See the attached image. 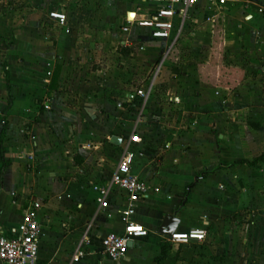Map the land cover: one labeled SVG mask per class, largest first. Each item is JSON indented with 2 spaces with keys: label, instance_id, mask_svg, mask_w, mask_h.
<instances>
[{
  "label": "crops",
  "instance_id": "0c3cea01",
  "mask_svg": "<svg viewBox=\"0 0 264 264\" xmlns=\"http://www.w3.org/2000/svg\"><path fill=\"white\" fill-rule=\"evenodd\" d=\"M97 2L58 1L51 13L64 15L65 23L43 16L40 27L55 32L43 41L33 15L23 30L14 21L13 44L2 51L8 66L0 72V235H16L23 215L38 203L39 264H264V159L254 163L264 153V94L249 88L234 96L228 85L201 81L192 86L182 68L164 83L162 104L151 99L158 77L143 81L138 65L129 68L140 54L168 45L164 65L191 23L212 42L219 24L224 46L240 54L249 47L261 65L264 0H225L216 9L200 4L183 24L174 20L167 41L152 40L148 29L133 25L123 32L126 20L147 18L156 5ZM112 25L123 38L113 58L122 62L114 65L103 62L97 44L103 37L94 35ZM87 60L95 62L91 69L82 63ZM56 67L58 85L49 91ZM256 68L264 91V68ZM149 83L147 102L128 104L125 95ZM157 107L166 116L153 115ZM113 136L122 139L120 146L110 142ZM127 145L135 153L132 175L148 187L129 221L147 235L113 263L101 240L124 232L129 200L111 188L100 206L92 187L108 183ZM166 215L178 220L175 231L202 229L205 240L170 243L159 232ZM80 244L84 257L75 260Z\"/></svg>",
  "mask_w": 264,
  "mask_h": 264
},
{
  "label": "rangeland",
  "instance_id": "374dc122",
  "mask_svg": "<svg viewBox=\"0 0 264 264\" xmlns=\"http://www.w3.org/2000/svg\"><path fill=\"white\" fill-rule=\"evenodd\" d=\"M58 1L60 0H0L1 74L6 71L8 66V60L6 57L4 58L5 54H2V51L5 53L6 49L13 44L14 21L17 22L16 26H18V24L21 26L17 30H20L21 28L23 30V27L26 24L25 18H30V15H33L32 21L34 25L38 26L36 29V35L40 37L41 41H43L42 37L46 38V33L50 32L54 36L55 32L53 31V27L50 29L47 27L41 28V18L47 15L50 17L49 15L52 12L51 9L54 5H57ZM97 1V4H100L101 0ZM259 12L261 13V11ZM112 26L113 27L109 28L108 31H105L103 28H97L95 31L96 33L94 34L97 37H103V40H100V42L97 43L98 50L100 51L97 49L95 50L93 45L95 51L101 52V54L104 55L105 58H103V62L108 61L107 59L113 62V58L119 50V43L123 39L120 34H117L115 26ZM98 27H100V25H98ZM196 27L197 25L192 23L187 25L182 34V39L180 38V43L175 47L176 52L173 53L171 52L172 50H170L168 54V61L164 65H160V60L162 58V54L166 52L168 45H165L162 48L158 47V49L156 47L155 50L149 49L148 52L140 54L138 57L139 60H136L133 65L129 66V68L135 69L138 65L137 69H139V72L140 70L143 72V81H147L152 75H154V77H158V91L156 95L153 94L151 97L152 101H161V103L164 104L162 98L166 93V84L164 83H167V79H176L178 73L182 71V68L188 69V72H190V76L187 77L189 82L187 83H190L192 86L196 84V81H201L202 83H210L217 87L228 85L229 89H233L231 93L234 96L240 92L249 91V88L254 93L263 95V81L261 80L263 79V76H260L259 74V77L256 78V76L253 75L256 73V70L254 69H258L256 67L259 66V68H264V61L260 65L257 58L255 60L252 55L253 52L249 47L245 48L244 54H240V50L238 48H234L235 46L231 45V49H229L230 47L228 45L224 46L222 44L223 33L219 24L218 28H216V33H214L213 42L209 36L207 37L206 35H203L204 33H201L202 31L199 32ZM111 31L114 33H112L113 35L110 34L112 35V38L108 40L107 37L106 40L105 33L108 35ZM195 39H201L203 44L199 47H193L192 41ZM15 61L17 65L20 63L19 58ZM99 61L102 62V58H100ZM91 62L92 61L87 60L82 63L85 68L91 69V65L95 63ZM120 62H122V59L121 57H118L117 61L116 59L114 60L113 65ZM72 65H78V63L72 61ZM136 74L137 73L135 72V76ZM187 83H185V85H187ZM161 84L164 85L160 87ZM162 107L161 109L158 107L152 109V112H156L153 115L166 116V113L162 112ZM168 114L172 116L170 113Z\"/></svg>",
  "mask_w": 264,
  "mask_h": 264
},
{
  "label": "built area",
  "instance_id": "2783aa9c",
  "mask_svg": "<svg viewBox=\"0 0 264 264\" xmlns=\"http://www.w3.org/2000/svg\"><path fill=\"white\" fill-rule=\"evenodd\" d=\"M145 2L156 5L149 17L126 20L123 26V32H128L130 26L148 29L152 40L167 41L174 30V20L183 24L191 10L197 8L200 4H205L208 9H216L225 4V0H144ZM258 2L259 0H252ZM50 17L64 25L65 17L59 13H51ZM152 89L149 83L144 88L137 89L132 93L125 95L126 100L135 106L134 102L139 100L146 103ZM178 103V101H174ZM121 107V105H119ZM133 139V138H132ZM135 140H133L134 142ZM135 153L127 145L117 164L115 171L111 174L108 183L105 186H93L96 193L97 202L103 205L111 188H117L124 192L129 200V209L127 216L122 217L124 222V232L122 234L111 233L101 240L103 254L113 263L119 262L124 258L128 250V244L139 237H145L147 230L139 225L129 221L133 215V205L138 201L145 199L148 191L144 181L132 175V166ZM40 205L35 203L23 215L22 221L17 226V233L12 237L0 235V264H39V239L40 223L38 219V209ZM206 238V231L202 229H192L187 232L175 231L168 236V241L173 244H188L194 240L202 243ZM84 257L81 244L77 247L73 259L77 260Z\"/></svg>",
  "mask_w": 264,
  "mask_h": 264
},
{
  "label": "water",
  "instance_id": "95a60500",
  "mask_svg": "<svg viewBox=\"0 0 264 264\" xmlns=\"http://www.w3.org/2000/svg\"><path fill=\"white\" fill-rule=\"evenodd\" d=\"M110 142L115 146H120L122 144V139L117 136H113ZM178 223L179 222L175 217H173L172 215H166L160 226L159 232L161 234L171 236L175 232ZM130 245L131 242L128 244V246L130 247Z\"/></svg>",
  "mask_w": 264,
  "mask_h": 264
},
{
  "label": "trees",
  "instance_id": "16d2710c",
  "mask_svg": "<svg viewBox=\"0 0 264 264\" xmlns=\"http://www.w3.org/2000/svg\"><path fill=\"white\" fill-rule=\"evenodd\" d=\"M120 50H121V52L124 53V54L127 53L124 49H120ZM172 52L175 53V52H176V49H173ZM59 71H60L59 67H58V68L56 67V69H55V71H54V74H53V76H52V79H51V81H50V84H49V86H48V90H49V91L56 90L57 85H58V79H59ZM263 159H264V153H263L260 157H258V159H256V160L254 161V163H255V162H258V161H261V160H263ZM158 261H159V260H158Z\"/></svg>",
  "mask_w": 264,
  "mask_h": 264
},
{
  "label": "bare ground",
  "instance_id": "6f19581e",
  "mask_svg": "<svg viewBox=\"0 0 264 264\" xmlns=\"http://www.w3.org/2000/svg\"><path fill=\"white\" fill-rule=\"evenodd\" d=\"M130 19H132V18H130Z\"/></svg>",
  "mask_w": 264,
  "mask_h": 264
}]
</instances>
